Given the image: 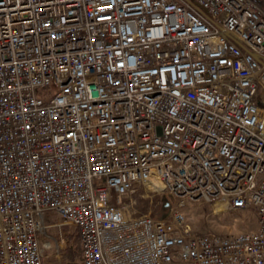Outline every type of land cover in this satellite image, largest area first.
Here are the masks:
<instances>
[{"label":"built area","instance_id":"built-area-1","mask_svg":"<svg viewBox=\"0 0 264 264\" xmlns=\"http://www.w3.org/2000/svg\"><path fill=\"white\" fill-rule=\"evenodd\" d=\"M0 264H264V0H0Z\"/></svg>","mask_w":264,"mask_h":264},{"label":"rangeland","instance_id":"rangeland-1","mask_svg":"<svg viewBox=\"0 0 264 264\" xmlns=\"http://www.w3.org/2000/svg\"><path fill=\"white\" fill-rule=\"evenodd\" d=\"M123 201L129 206L131 213L136 215L152 213L162 218L169 211V208L164 206V201H169L168 197L146 192L143 188L136 189L130 196H126ZM185 214L193 227L203 232L230 234L254 230L257 227L254 212H219L213 205L198 203L188 205ZM55 220L59 222L57 217L51 218L50 221ZM61 229L65 231L67 239L73 245L66 250L63 257L58 261L61 263L75 261L78 259L75 256L79 251L76 246L77 230L74 226L67 224L62 226ZM51 231L57 232L58 229L53 228ZM69 250L71 255H68Z\"/></svg>","mask_w":264,"mask_h":264},{"label":"trees","instance_id":"trees-1","mask_svg":"<svg viewBox=\"0 0 264 264\" xmlns=\"http://www.w3.org/2000/svg\"><path fill=\"white\" fill-rule=\"evenodd\" d=\"M77 235H78V232H77ZM77 240H76V246L78 247L79 251H78V254L75 256L76 258H80L81 257V245H80V238H79V235L77 236ZM68 255H71V252L69 250V253Z\"/></svg>","mask_w":264,"mask_h":264},{"label":"bare ground","instance_id":"bare-ground-1","mask_svg":"<svg viewBox=\"0 0 264 264\" xmlns=\"http://www.w3.org/2000/svg\"><path fill=\"white\" fill-rule=\"evenodd\" d=\"M159 189H163V185L161 183H157Z\"/></svg>","mask_w":264,"mask_h":264}]
</instances>
